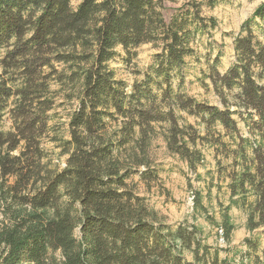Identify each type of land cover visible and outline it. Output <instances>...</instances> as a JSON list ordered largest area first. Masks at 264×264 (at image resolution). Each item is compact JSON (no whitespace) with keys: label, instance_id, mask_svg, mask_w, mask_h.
I'll list each match as a JSON object with an SVG mask.
<instances>
[{"label":"trees","instance_id":"16d2710c","mask_svg":"<svg viewBox=\"0 0 264 264\" xmlns=\"http://www.w3.org/2000/svg\"><path fill=\"white\" fill-rule=\"evenodd\" d=\"M175 1L81 0L73 9L70 0H0V46L7 48L0 63V120L8 112L13 123L0 136L6 148L0 178L13 179L0 187V264H264V41L251 29L264 23V0L234 40L227 72L215 68L218 56L208 67L222 108L180 92L192 45L217 22L200 15V3L167 20L163 4ZM145 43L159 53L127 91L109 63L117 48L129 54ZM54 74L77 89L69 97L77 106L68 119L62 168L44 164L39 145L53 108L48 85ZM234 89L230 106L223 93ZM181 112L205 136L180 124ZM155 125L167 126L166 149L192 170L203 159L200 143L217 152L229 147L228 189L232 203L247 209L249 231L233 262L221 258L228 250L204 244L194 224L170 225L127 183L134 174L157 179L147 151ZM195 198L198 211L202 198ZM221 213L226 242L232 226Z\"/></svg>","mask_w":264,"mask_h":264},{"label":"rangeland","instance_id":"374dc122","mask_svg":"<svg viewBox=\"0 0 264 264\" xmlns=\"http://www.w3.org/2000/svg\"><path fill=\"white\" fill-rule=\"evenodd\" d=\"M81 0H70V6L76 9ZM263 0H216L215 6L210 7L208 0H176L175 3H164L165 9L162 14L168 20L173 15L192 8V3H200L199 13L204 18L212 17L216 20V27L207 34L197 36L194 44V56L187 59V65L184 71L185 79L180 88V92L186 93L194 100L207 103L222 108L223 102L220 96L211 84L208 75V67L213 63L216 56L219 57V63L216 69L220 74L227 72L228 67L235 60L234 40L241 33L242 25L247 21L257 6ZM252 35L261 42L264 41V23H258L251 27ZM5 46H0V63L6 52ZM117 56L109 63V67L115 72L116 78L125 83L127 91L131 90V85L141 80L146 68L153 64L159 48L151 43H145L140 47L133 49L129 54H125L121 48H117ZM57 73L62 70L66 73L63 65L54 64ZM2 68L0 67V76ZM49 82L48 90L53 99V108L49 113V124L46 134L40 139V149L44 154L43 163L57 165L58 168L64 166L66 156L61 154L65 141H68V119L71 112L76 108L74 87H71L67 81L60 82L62 77L55 75ZM18 84V83H17ZM177 90V89H175ZM236 89L224 91L223 97L231 106L235 103L233 96ZM11 99L9 102L11 103ZM12 107V104H11ZM230 111H235L234 107ZM182 118L180 124L186 122L198 129L201 136H205L202 126L195 124L196 120L181 112L178 114ZM238 127L247 136L245 123L240 122L237 116ZM166 125L153 126L154 134L148 144L149 165L157 176L156 180L141 179L139 174H134L127 183L134 187L136 193L146 200L160 215L166 218L170 225L177 226L186 223L194 224L199 230V236L204 244L210 246L213 250L216 248L228 250L222 251L221 258L226 257L229 261L236 260L238 253H234L236 248L241 247L242 241L248 237L249 231L246 229L248 212L245 207L232 203L230 191L228 189L229 179L225 170H229L231 155L229 147L226 150L217 149L205 144L198 145L203 156L200 164L195 170H192L185 161L180 160L178 156L172 154L166 149L164 133ZM218 128V127H217ZM13 123L8 112L2 115L0 120V136L11 132ZM219 129V128H218ZM223 142H227L223 138ZM234 145H230L233 149ZM6 150L5 146L0 148V154ZM19 149L12 152L17 155ZM222 168V169H221ZM144 171V168L140 169ZM13 182L12 178H0V187H9ZM202 198L203 208L194 211L195 196ZM0 195V221L2 217L3 204ZM233 199V198H232ZM227 212L230 217L229 224L232 231L226 242L223 239V230L219 224L222 222L223 214ZM215 219L212 222L209 219ZM184 257L188 262H192L191 252H185Z\"/></svg>","mask_w":264,"mask_h":264}]
</instances>
